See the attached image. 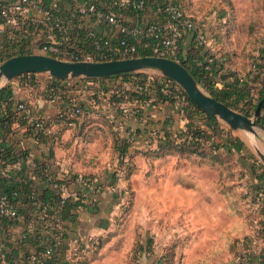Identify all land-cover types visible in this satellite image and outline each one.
Listing matches in <instances>:
<instances>
[{
  "label": "crops",
  "instance_id": "crops-1",
  "mask_svg": "<svg viewBox=\"0 0 264 264\" xmlns=\"http://www.w3.org/2000/svg\"><path fill=\"white\" fill-rule=\"evenodd\" d=\"M54 1L57 3V8H65L66 10L70 8L71 0ZM101 1L103 2L104 0ZM110 6L114 9L118 8L115 2L110 4ZM121 12L126 21L136 24L145 23L156 16L155 12H150L149 10H143L140 13ZM91 27L97 28L103 35L111 36L114 42L117 41L120 35L117 30L107 25L106 22L100 21L90 15H82L80 16V23L76 27H70V30H72L70 36L74 38L78 34L84 35L86 34V30ZM192 36L190 34L184 39V45L190 42ZM32 39L31 41L33 42ZM147 72L152 73V71ZM13 80L11 82L15 96L23 99L34 111L44 117H54L59 107L63 104L61 103L62 100L54 101L48 99L45 95V87L53 82L50 75H47L44 80H40L39 83L29 85L18 83L16 79ZM99 81H103L106 85L112 87L115 84H121L122 78L107 77L104 80H97L96 82L91 80L84 81L82 79H78L77 81H71L70 79L59 82L61 86H68L76 82L94 84L90 85V87L95 90L97 89L99 96L102 98L99 103L91 95L94 91L92 90L89 93V90L80 84H75L76 89L72 90V92H67L66 89V101L67 99L69 101H78L79 103L82 101L85 102L86 106H91L94 109L102 108L103 111L94 112L85 116V118L77 115L78 120L70 127H63L60 130L58 138L37 136L33 131H29L28 128L31 127L29 122L23 124L14 122L12 130L3 138L0 137V141L4 139L3 141L11 145L16 152L15 161L8 162L11 163L10 168L15 178H19L16 171L20 170L23 165L26 167L27 176L31 171L35 172V167H37V163L40 161L47 164L57 177L65 179L67 196L81 197L84 201V205L79 206L77 209L76 219L72 223H69V227L66 229L68 237L66 249H69L70 258L69 260L66 259L67 250L63 253L56 252L55 264H129L130 262L126 258V253L130 249L121 247L118 243L115 244V240L119 234L117 231H113L116 215L118 214L117 208L123 203V197L127 192V187L124 189L125 182L127 184V181L121 177H113L114 166L117 165L119 155L113 147V135L107 130L104 121H115V128L121 136L126 134L125 128L128 126L136 129L139 141H136L132 145L131 151H134L136 148L143 149L146 139L154 143L157 142V137L163 136L166 129L176 131L185 128L188 121V118L181 113V106L177 101L169 99L156 100L159 97L155 91H150L151 96L147 101L137 102L134 100L122 102L120 105L124 107V112H117L116 106L108 99L110 90L104 92V94H102V90H98V86H100ZM217 84L222 86L220 80L217 81ZM128 85L127 81L123 83V86L127 87ZM40 88L41 91L39 90ZM83 122L84 125H82ZM240 153L246 159L242 165L246 171L245 176L248 178L247 181L242 179L241 182L245 181L243 182L244 184H247V182L253 184L257 181L253 169L254 162L251 160L254 156L247 148L246 143ZM144 159L149 160L143 154L139 153L135 155L134 160L136 162H134L136 163V169L131 176V184L135 185L137 172L144 168ZM32 163H35V165ZM183 165L185 164L183 163ZM4 166L6 164H1L0 169ZM168 166V170H171V172L170 174H166L162 179L163 195L161 200L162 218L170 228L163 232L166 234L164 236L163 247L168 244L166 240L171 235L175 233L181 234L182 228L175 226L180 219L186 217L188 205L187 187H194L197 192L194 194L195 207L193 208L192 217L197 224L201 225V229L204 228L203 223L210 227L213 257L222 258L226 255L222 264H234L233 260H229V257H231L236 247L242 248V246L238 245L240 244L238 238L252 233V229L245 219L243 199H241V206L239 207V203L234 200L239 199L238 197H232L230 193L220 192L219 184H217L218 172L214 174V178H204L201 173L203 167H201L199 168L200 173L195 175L191 183L187 181L185 168L181 167V164ZM146 167L147 174L153 171L148 163ZM204 169L208 170L206 167ZM79 172H85L88 175L94 176V180L91 181L90 185L76 182L71 177L73 173ZM35 174L37 175V173ZM154 182V178L149 179L148 177L147 191L150 194H155L156 192ZM41 183L42 180L37 175L36 185H41ZM237 188L239 192V187L237 186ZM37 193L40 196L42 189L38 188ZM235 217L241 221H239V224L234 222ZM176 221L177 224L175 223ZM7 228L8 231L6 233L10 248L9 255L10 257H17L18 260L22 261L26 253L33 250L34 244L30 241L24 242L22 223L10 222L9 224L7 223ZM109 234H111L109 240L104 242L94 252H92L91 248L88 251L84 248L85 244L90 243L89 240H92L96 236H108ZM203 240L202 238L200 242L202 243ZM79 241H82L80 242L82 243L81 245ZM172 245L177 252L179 250L176 246L177 243H172ZM203 248L201 245V250L208 251L209 249ZM71 253L75 257H72ZM91 253L94 255L90 257ZM142 256L147 259L144 264L155 260L153 252H145ZM149 257L150 259H148ZM218 263L216 262V264ZM182 264L184 263L182 262ZM209 264H215V261L212 260ZM247 264H261L260 258L254 256Z\"/></svg>",
  "mask_w": 264,
  "mask_h": 264
},
{
  "label": "built area",
  "instance_id": "built-area-1",
  "mask_svg": "<svg viewBox=\"0 0 264 264\" xmlns=\"http://www.w3.org/2000/svg\"><path fill=\"white\" fill-rule=\"evenodd\" d=\"M113 2L114 0L103 2L101 0H71L69 8L71 15L62 17L55 10L57 3L54 0L48 6L43 0H0V64L9 56L20 54L24 49H30L32 52L29 53H44L67 60H96L95 56L106 58L113 55H123L120 58L130 57L137 51L140 41L144 42L145 38L150 37L155 38V55L180 61L181 44L188 35L192 34L201 45L208 44L206 33L199 27L195 17L186 11L182 0H117L115 2L118 5L117 9L110 6ZM129 7L135 10H149L155 12L156 16L142 24L130 23L121 14L123 8ZM82 15L93 16L117 30L120 33L117 41L114 42L111 36L103 35L97 28L91 27L86 30V36L93 42V48L89 52L80 50L78 43L81 35L71 38L70 27H76ZM36 49L38 51H34ZM213 61L214 57L211 56L206 67L211 69ZM252 68H256V61L252 64ZM157 74L161 77L164 75L159 72ZM20 83L29 85L26 81H20ZM150 84L149 81L145 85L139 84L135 87L147 90ZM161 91L174 98L179 104L181 103V113L185 115L184 107L188 100L170 80L163 81ZM65 93L66 88L50 86L45 95L48 99L59 101L63 99ZM17 110L20 114H24L36 133L47 137L58 138L63 125H73L72 121L67 120L61 124L48 121L47 117L34 111L25 101L17 104ZM66 110L69 117L82 112L80 105L70 106ZM131 139H136L135 134ZM10 164L7 163L0 169V175L8 178L12 176ZM32 164L35 165V163ZM116 175L121 177L119 167H117ZM75 180L86 185L91 184L89 178L81 173L76 174ZM28 181L31 185H36L35 172H29ZM51 186L61 195L57 206L41 200L38 193L33 195L32 201L25 203L12 199L6 193L0 194V264H55L56 251L62 245L68 244L64 220L59 214L67 195L65 182L54 180ZM255 206L257 212L252 217L254 234L250 235L251 241L246 240V246L239 249L234 264L244 263L249 252L259 253L264 246L263 237L258 236V232H264V192L257 196ZM10 222L22 223L24 236L31 234L39 240L22 261L9 255L6 231H8L7 223ZM90 246L89 242L84 246L86 251L90 249ZM66 250V259L69 260V249Z\"/></svg>",
  "mask_w": 264,
  "mask_h": 264
},
{
  "label": "trees",
  "instance_id": "trees-1",
  "mask_svg": "<svg viewBox=\"0 0 264 264\" xmlns=\"http://www.w3.org/2000/svg\"><path fill=\"white\" fill-rule=\"evenodd\" d=\"M116 1L117 0H114V2ZM43 2L46 6H48L49 4H51L52 0H43ZM55 10L62 17H69L71 15L69 9L66 10L65 8H56ZM122 10L127 11L129 13L143 12V10L130 9V7L123 8ZM183 42L180 48L179 60L191 71L198 83L205 86L213 96L225 102L230 107L239 110L247 116L254 115L259 101L264 98V40L263 47L260 49L258 58L256 57L257 60L255 58L253 61V63L256 61L255 69H253L252 67H248L246 69L247 72H241L229 68L230 71H227L225 73L222 72V70L220 69L221 67H218L216 64L217 62L215 61L212 62L211 69L206 67L208 64V59L204 57V45L199 44L195 39L190 40V42H188L186 45H184ZM78 45L79 49L85 52H89L93 48V42L86 36V34L81 35ZM154 45L155 38H145L144 42L139 43L137 51L131 55H155L156 52L154 51ZM29 52L32 51L30 49L21 50V53ZM120 57H123V55H113L108 56L106 58L95 56L94 59L103 60L108 58ZM36 74L38 73L25 72L20 74L18 77L25 78L26 75H30L31 80L29 79L30 81H24H26L28 84H34L39 83V80L35 77ZM51 77L53 79V82L49 83V85L45 87L46 90L50 86L66 88L68 92H72V90L76 89V87L73 86L74 84L72 83L68 86L63 85L64 87L59 84L60 81H67L70 79L58 78L55 76ZM107 77L122 78L121 84H115V86L110 87L106 85L103 81H99L100 86H98V90L103 91L102 94L110 90V95L108 99L111 103L116 106L117 112H124V107H121L120 105L122 104V102H130L134 100H136L137 102L147 101L150 98L152 91H155L159 97L156 100L169 99L172 101H176L174 98L170 97L169 95H165L161 91V85L163 84V81L167 82L172 78L170 79V77L166 75H163L161 77L157 73H150L146 70L123 72L109 76L76 77L71 79V81H77L78 79L84 78L82 79L84 81L91 80L96 82L97 80H104ZM218 80L222 82V86L217 85ZM126 81L129 83L127 87L123 86V83ZM149 81L151 84L149 85V88L147 90L138 89L137 87H135V85L139 84L145 85V83ZM173 81L177 83L175 80ZM87 84H84L82 86L88 90L92 89L94 92L91 95L94 96L96 102L99 103L102 98L99 96L97 89L95 90ZM178 85L180 92L185 95L188 100V103L184 107L185 116L188 118L186 126L185 128L176 131L166 129L164 131L163 136L157 137V142H155V144L150 146V148L148 149L136 148L134 151H131V147L133 145V140L131 139V137L133 134H135V138H137L138 136V132L136 131V129L132 128L131 126H128L125 128L126 134L121 136L118 134V131L115 128V121H104L107 130L113 135V147L119 155V165L125 166L123 168L124 171L122 175L124 174L123 179L127 181L126 190L130 189L132 185L131 175L134 169L136 168V164L133 161L136 154L140 153L146 155L147 157H153L157 155L161 156L167 153H196L199 155H210L212 161L214 162L212 164L217 166L219 159H221L223 155H231L235 152L240 153L245 146V142L241 137L232 134L233 129L231 127L225 126L221 121L204 111L188 96L187 92L179 83ZM149 89H152V91L150 92ZM21 101L24 100L17 98L14 94L12 82L3 85L0 88L1 138H3L8 132L12 130V124L14 122H19L22 124L29 122L24 116V114H20L17 110V104ZM61 103L63 104L59 107L55 116L52 118H47L48 121L61 124L62 122H64V120H67L72 121L74 124L75 121L78 120L77 115H80V117L85 118V116L93 114L94 112L103 111L102 108L94 109L91 106H86L85 102L82 101H80V103L78 101H69V99H67L66 101L65 96L63 97ZM74 105H80L82 108V112L77 115H71V117H69V113L66 108ZM82 125H84V122ZM258 125L264 128V103L260 110ZM30 126L31 127L28 128L29 131H33L37 136H44L42 134L36 133L33 126ZM63 127L70 126L63 125ZM3 140L0 141V165L15 161L16 159V152L13 150V147ZM126 156H128V159L125 161ZM253 169L256 174L257 181L252 184V193L254 192L253 198L256 200L257 196H259V194L264 191V167L261 165H256V162L254 161ZM35 173H37V175H39V178L42 180L41 185H31L29 183L26 167L24 165L20 170L16 171L17 177L19 178H15L13 174L9 178L0 175V194L6 193L14 200L30 202L33 199V195H37L38 188H41L42 194L39 196L41 200L46 203L56 204L57 206L59 201L61 200V195L54 188H52L51 183L54 180H57L59 182H65V179L57 177L55 172L51 170L47 164L41 163L40 161L39 163H37V167H35ZM113 177L118 178L114 171ZM230 189L231 188H228L224 191L230 192ZM15 192L17 194H15ZM82 205H84V201L81 197H66L65 202L61 206V209L59 211L61 218L64 220L63 225L65 228V232L66 229L69 227V223H72L76 219L77 209L79 206ZM110 236L111 234H109L108 236H96L92 239V241L95 243L98 249L103 245L104 242L109 240ZM258 236H262L264 239V232H258ZM245 239L247 241H251L252 238L250 235H248L245 237ZM25 241H30L35 244L38 243L39 240L37 239V237L31 234H27L24 236V242ZM244 246H246L245 242ZM143 247H145V245L139 243L137 250L142 251ZM152 247L153 246L151 241L150 243L148 242L149 251H152ZM65 250L66 244L62 245L61 248H59V250L56 252L63 253ZM175 253L176 251L174 249V246H168L167 252L163 254V260L160 259L158 261L159 264H162L163 262L166 264H174ZM27 254L28 253H26V255ZM254 256H258L260 258L261 264H264V246L259 253L249 252L247 260L242 264H247L249 260H251V258Z\"/></svg>",
  "mask_w": 264,
  "mask_h": 264
},
{
  "label": "rangeland",
  "instance_id": "rangeland-1",
  "mask_svg": "<svg viewBox=\"0 0 264 264\" xmlns=\"http://www.w3.org/2000/svg\"><path fill=\"white\" fill-rule=\"evenodd\" d=\"M182 1L185 5L186 11L195 17L199 27L207 35L208 44L204 48L202 47L203 53L205 54L204 57L206 59H209L211 56L214 57V61L217 62V66L221 67L220 69L224 73L230 71L229 68L232 70L235 69L237 71L247 72L246 69L248 67H252L254 59L258 57L260 49L263 47L264 0ZM192 37L193 38H191V40L194 39V36ZM152 72L155 73L156 71ZM37 73L38 74H36L35 77L39 80V82L40 80H44L47 75H50L48 72ZM73 78L76 77L67 79ZM15 79L18 83L24 80H31L30 75H26L25 78L17 76L14 78V80ZM171 80V83L175 85L177 89H179L178 82L175 80L177 82L175 83L173 81L174 79ZM11 81L5 79L2 80L0 82V88ZM76 83H74L73 86L76 87ZM78 84L84 85L87 83L79 82ZM87 85L89 86L93 84ZM200 86L208 91V89L202 84H200ZM39 90L41 91V88ZM90 91L92 92V89H89V93ZM222 123L225 126H229L223 121ZM232 134L238 135L244 140L247 148L254 156L251 160L253 162L255 161L256 165H261L264 167V161L258 154L255 146V144H257L264 151V131L261 130L260 134L255 135L251 131L245 129H233ZM253 136L255 138H253ZM136 141H139V135L135 140H133V144ZM144 143L145 145L143 149H148L150 146L155 144L149 139H146ZM144 157L148 158L149 160H143L144 168L137 172L138 174L135 176V185L132 183L131 188L127 189V192L123 197V203L117 208L118 214L116 215L115 226L113 230L114 232L117 231L119 234L115 240V244L118 243L119 246L130 249L126 253V258L130 261L129 264H144L147 259L146 257L142 256V254L145 252H153L155 254V260H148L150 262L148 264H159L158 261L160 259L163 260V254L167 252L168 246L175 242L177 243L176 246L179 248V250H177L175 253L174 264H182V262L184 264H209L212 260L215 261V264L216 262H219L218 264H222V262L224 263L226 255H224L222 258L213 257L212 255L210 227L203 223L204 228L201 229V225L197 224L195 219L192 217L193 208L195 207L194 194L197 192L194 187H187L188 205L186 208V217L184 219H180L178 224L177 221L175 222L177 224L175 227L180 226L179 228H182V231H180L181 234L175 233L171 235L170 238L166 240L168 244L163 247L164 236H166V234L163 232L170 228V226L166 225L164 219L162 218L161 200L163 195L162 179L164 176H166V174H170L171 172V170H168V165L181 164V167L185 168L187 181L191 183L193 182L195 175L200 173L199 168L201 167H203L201 173L204 178H214V174L218 172L217 184H219L218 186L220 192L230 193L232 194V197H238L240 200H234L235 202L239 203V207L241 206V199H243V210L245 211L246 216L245 219L247 224L250 225L252 229L251 234H254L251 219L256 214L257 209L255 206V199L253 198L254 192L252 193V183L247 182V185L243 183L245 181L241 182L242 179H245L246 181L248 179L245 176L246 171L242 165V163H245L246 161L244 156H242V153L235 152L231 155H223L221 159H219L217 166L212 164L214 162L212 161L210 155H199L196 153H167L161 156L157 155L153 157H147L144 155ZM127 159L128 156L125 157V161ZM147 163L149 167H151V170H153L149 174L146 172ZM183 163L185 165H183ZM114 167L115 173L117 171V167H119L121 171V178H123L124 174L122 175V173L125 166L119 165V159L117 161V165ZM204 167L208 168V170L204 169ZM135 169L133 173L135 172ZM79 173L89 178V181L94 180V176L88 175L85 172ZM79 173H73L71 177H73L75 180L76 174ZM148 177L149 179L154 178V188L156 191L155 194H150L147 191ZM237 186L241 192H238ZM126 187L127 184L125 182L124 189ZM228 188H231L230 192L224 191ZM239 221V218L235 217L234 222L239 224ZM201 232L203 233L201 234ZM245 237L246 236H240L238 238L240 243L238 245L242 246V248L244 247V242L246 241ZM202 238L204 240L201 243L200 240ZM150 241L153 246L152 251H149L148 248V242L150 243ZM80 242L82 241H79V243ZM139 243L145 245L142 251L137 250ZM81 244L82 243H80V245ZM90 244L92 252L97 250L94 242L90 241ZM201 245L204 247L203 249L209 248L208 251L201 250ZM239 249L240 248L236 247V249L231 254V257H229V260H233V263L235 262V258L239 252ZM92 255L94 254L91 253L90 257ZM71 256L75 257V255L72 253ZM148 259H150V257ZM162 264L166 263L163 262Z\"/></svg>",
  "mask_w": 264,
  "mask_h": 264
},
{
  "label": "water",
  "instance_id": "water-1",
  "mask_svg": "<svg viewBox=\"0 0 264 264\" xmlns=\"http://www.w3.org/2000/svg\"><path fill=\"white\" fill-rule=\"evenodd\" d=\"M144 70L156 71L176 80L197 105L231 128L245 129L255 135L260 134L261 130L264 131L258 125L264 98L259 101L254 115L247 116L206 91L182 62L165 56L142 55L107 60H67L44 53H20L9 56L0 64V82L4 79L11 81L25 72H48L52 76L67 79ZM255 146L264 161V151L257 144Z\"/></svg>",
  "mask_w": 264,
  "mask_h": 264
}]
</instances>
